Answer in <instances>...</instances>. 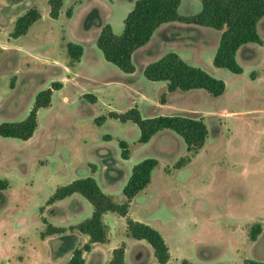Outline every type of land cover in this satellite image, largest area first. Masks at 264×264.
Here are the masks:
<instances>
[{
	"label": "rangeland",
	"instance_id": "rangeland-1",
	"mask_svg": "<svg viewBox=\"0 0 264 264\" xmlns=\"http://www.w3.org/2000/svg\"><path fill=\"white\" fill-rule=\"evenodd\" d=\"M136 1L63 0L57 19L49 15V0H11L19 8L0 7V123L25 119L40 91L56 81L63 85L54 90L51 105L39 110L33 137L0 136V180L7 182L0 188V264H67L73 250L89 242L71 228L93 209L79 194L47 204L55 189L93 177L122 203L133 166L147 158L159 164L150 184L131 201L127 216L162 234L170 251L166 264L264 261V18L257 25L263 44L248 43L237 52L241 74L212 64L220 31L199 27L193 36L187 24L178 22L134 52L136 72L131 75L108 62L96 40L105 24L122 34ZM32 7L41 18L25 35L11 37L16 18ZM201 8L200 0H182L179 13L192 15ZM68 43L83 47L79 62L71 61ZM168 52L223 80L225 92L217 97L203 89L168 92L167 82L148 80L144 64ZM131 107L143 117L202 118L208 138L193 155L170 129L140 143L135 123L108 118L110 111ZM100 116L107 120L98 125ZM122 140L128 144V159L121 157ZM44 220L66 231L41 238ZM103 220L107 241L84 252L85 264H108L122 245L125 264H158L147 241L128 235L126 217L108 212ZM256 223L261 232L251 240Z\"/></svg>",
	"mask_w": 264,
	"mask_h": 264
},
{
	"label": "trees",
	"instance_id": "trees-1",
	"mask_svg": "<svg viewBox=\"0 0 264 264\" xmlns=\"http://www.w3.org/2000/svg\"><path fill=\"white\" fill-rule=\"evenodd\" d=\"M200 2L202 8L198 13L181 15L179 13L181 0H137L124 19L122 34L116 35L112 26L105 24L97 37L96 45L108 62L125 73H133L136 69L132 61L134 52L146 45L162 24L181 22L199 25L221 32L220 42L212 61L213 66L228 69L235 74L243 73V68L236 59L237 52L248 43L263 44L257 25L264 18V0H200ZM62 5L63 0H49L51 18L59 17ZM68 14L70 16V12ZM40 18L41 13L38 8L28 9L16 19L10 36L18 38L25 35ZM67 53L71 61L79 62L83 55V47L76 43H68ZM144 75L150 81L167 82L168 92L203 89L211 96L217 97L226 90L223 80L213 77L200 67L189 64L175 52H168L160 59L148 64L144 69ZM62 86L61 82L56 81L51 84V87L40 91L25 119L0 123V136L21 140L33 137L38 127L39 110L51 105L54 90H59ZM84 97L92 102L96 101L93 94H85ZM161 103L165 102L161 101ZM108 118L135 123L140 130L138 141L143 144L149 142L159 131L173 130L183 138L191 155L203 147L209 134L208 127L202 118L178 114L143 117L137 107H131L125 112L110 111ZM106 120V116H100L95 119V122L100 125ZM119 145L122 150L121 157L128 159L130 151L127 142L122 140ZM189 158V156L181 158L176 167L182 166ZM158 164L157 159L147 158L133 166L131 175L122 190L125 197L122 203H117L111 195L106 194L93 177L78 178L55 189L47 200V204L79 194L92 205L93 209L89 218L71 228L87 235L89 242L82 248H75L67 264H85L84 252L90 251L92 244L107 241L108 228L103 217L108 212L127 218L128 235L136 240L147 241L153 248L158 264H166L169 261V247L162 234L151 225L127 216L131 201L150 184L152 171ZM6 187L7 182L0 180V188ZM44 222L47 229L41 233V238L66 231L64 227L54 226L46 220ZM260 232L261 224H254L250 231L251 240H256ZM124 256L125 246L122 245L113 250V257L108 264H125ZM183 264L190 263L183 261ZM244 264H264V261L246 259Z\"/></svg>",
	"mask_w": 264,
	"mask_h": 264
},
{
	"label": "crops",
	"instance_id": "crops-1",
	"mask_svg": "<svg viewBox=\"0 0 264 264\" xmlns=\"http://www.w3.org/2000/svg\"><path fill=\"white\" fill-rule=\"evenodd\" d=\"M181 3H182V0H181ZM3 4V5H2ZM5 4V5H4ZM18 4V3H17ZM17 4H15V5H17ZM0 7H4L3 9H5V10H10V9H12V10H15V9H17V8H19V5H17L16 6V8H13V6H11V0H0ZM18 18V17H17ZM16 18V19H17ZM6 20V19H5ZM7 21V20H6ZM175 23H178V22H169V23H165V24H162L155 32H154V34L155 33H157V32H159L162 28L163 29H165L166 27H169L170 25H175ZM179 23H181V22H179ZM187 28H189L190 29V31L192 30L193 32L195 31V29H200L202 26H199V25H193V24H187V26H186ZM198 27V28H197ZM200 27V28H199ZM203 28H207V27H203ZM197 32V31H196ZM196 32H194V34H193V36L194 35H196ZM154 34H153V36H154ZM173 33H171L170 35H172ZM188 34V33H187ZM153 36H152V38L150 39V41L146 44V45H144L143 47H141V48H139L138 50H136V51H141L142 49H145L152 41H153ZM181 36V35H180ZM182 38V37H181ZM162 39V38H161ZM186 40H188V38L186 39ZM189 43V42H188ZM135 51V52H136ZM154 62V61H153ZM150 63H152V62H147V63H145L144 64V69H145V67L148 65V64H150ZM244 70V69H243ZM135 72H136V69H135V71L133 72V73H129V74H131V75H134L135 74ZM167 87V86H166ZM107 216V213L104 215V217H106ZM62 227H64V226H62ZM79 233V232H78ZM79 234H81V233H79ZM83 235V234H82ZM84 236H86V237H88L87 235H84ZM88 239H89V237H88ZM93 245H98L97 243H95V244H93ZM101 245H103V244H101ZM104 247V246H103ZM116 247V246H115ZM96 249V248H95ZM112 249H114V248H112ZM66 252V251H65ZM70 259V258H69ZM69 261V260H68Z\"/></svg>",
	"mask_w": 264,
	"mask_h": 264
}]
</instances>
